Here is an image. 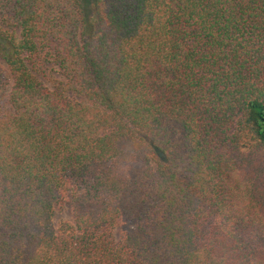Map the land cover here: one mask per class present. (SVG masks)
<instances>
[{"label": "trees", "instance_id": "obj_1", "mask_svg": "<svg viewBox=\"0 0 264 264\" xmlns=\"http://www.w3.org/2000/svg\"><path fill=\"white\" fill-rule=\"evenodd\" d=\"M0 57V264H264V0H0Z\"/></svg>", "mask_w": 264, "mask_h": 264}, {"label": "rangeland", "instance_id": "obj_2", "mask_svg": "<svg viewBox=\"0 0 264 264\" xmlns=\"http://www.w3.org/2000/svg\"><path fill=\"white\" fill-rule=\"evenodd\" d=\"M44 67H45V70L47 73H46V76H40L41 79H43L46 83L50 84L51 81L53 80L52 76L53 75L54 77H58V76H61L59 74V72L57 71V66L53 65L51 62H45L44 64ZM0 68H3V69H6V65L4 64V61L2 60V58L0 57ZM4 91L1 90L0 88V95L3 93ZM71 211L69 208L67 207H64V208H61V209H58L56 211V214H55V219L58 220L60 219L61 217H67L68 215H70Z\"/></svg>", "mask_w": 264, "mask_h": 264}]
</instances>
